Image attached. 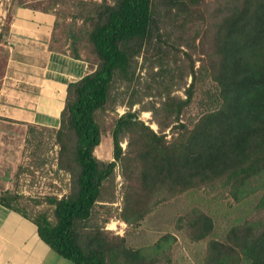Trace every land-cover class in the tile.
Wrapping results in <instances>:
<instances>
[{
    "label": "trees",
    "instance_id": "1",
    "mask_svg": "<svg viewBox=\"0 0 264 264\" xmlns=\"http://www.w3.org/2000/svg\"><path fill=\"white\" fill-rule=\"evenodd\" d=\"M78 4L81 22L69 35L67 52L86 61L89 72L68 83L57 129L28 127L29 137L38 138V130L53 134L56 169L68 175L67 192L46 197L51 218H32L39 237L73 264H156L143 249L128 247L124 236L89 225L97 207L114 201L117 168L123 181L118 219L130 227L160 202L194 189L228 192L234 200L259 192L256 207L264 209V0ZM181 48L184 57L171 66L169 57ZM192 54L200 56L197 71ZM139 65L151 80L144 95L154 97L142 110L151 113L158 131L126 111L111 130L112 160H99V114L117 84L134 91ZM200 71L214 83L212 106L182 122ZM177 73L191 77L184 98L173 94ZM0 204L25 213L10 189L0 194ZM182 219L191 241L207 239L203 264H264V218L234 224L222 239L209 238L214 224L201 210Z\"/></svg>",
    "mask_w": 264,
    "mask_h": 264
},
{
    "label": "rangeland",
    "instance_id": "2",
    "mask_svg": "<svg viewBox=\"0 0 264 264\" xmlns=\"http://www.w3.org/2000/svg\"><path fill=\"white\" fill-rule=\"evenodd\" d=\"M101 0H0V70L5 61L7 43L5 41L7 29L12 15L17 8H28L43 12L48 10L54 17L52 48L58 51H67L70 45L69 35L76 31L80 24L77 16L78 2ZM112 1V0H107ZM178 51L176 57H169V63L176 60L177 64L184 57ZM200 56L192 54L194 70L200 68ZM141 63V59H139ZM182 66L184 72L185 63ZM155 68L153 71H156ZM136 75L139 78L135 82L134 91L132 87L126 88L117 84L113 91L114 99L108 109L99 114L102 125L101 142L94 150V155L102 161L112 160L111 130L115 119L126 111L136 112L145 125L158 131L153 116L149 111L142 110L153 96L144 95L146 85L151 83L147 76L146 68L140 65ZM173 94L184 98V89L191 83L188 75L176 74L174 78ZM153 84V83H152ZM214 83L201 71L197 72L194 83L193 98L189 106L181 116L182 122L193 119L212 106L211 97L214 96ZM134 104L129 105L130 101ZM41 133L32 135L26 143L20 171L13 180L10 190L17 197V206L25 211L27 215L34 218L39 213H46L51 218L52 207L47 203L46 197L51 195L60 196L65 194L68 188V175L56 169V156L58 147L55 144L53 134L47 130H38ZM169 137V129L165 131ZM122 148L126 149L125 139L121 142ZM123 181L116 170L115 190L113 203L105 204L104 208L98 209L90 219L89 225L103 226L114 234L124 236L127 246L133 249H143L148 257H156V264H203L205 246L207 239L202 241H191L188 237L182 219L189 210L197 208L207 214L213 221L214 229L209 238L222 239L230 226L244 221H256L264 218V209L256 207L259 192L247 195L242 193L234 200L228 192L209 189H194L182 195L160 202L144 218L137 227H130L118 219L119 210L122 206ZM96 209V210H97ZM103 220L104 224L102 223ZM162 239V240H161ZM157 242L159 245L153 247Z\"/></svg>",
    "mask_w": 264,
    "mask_h": 264
},
{
    "label": "crops",
    "instance_id": "3",
    "mask_svg": "<svg viewBox=\"0 0 264 264\" xmlns=\"http://www.w3.org/2000/svg\"><path fill=\"white\" fill-rule=\"evenodd\" d=\"M51 13L17 8L7 29L0 70V194L20 167L28 127L57 129L68 83L89 72L88 63L50 48ZM0 264H73L38 235L29 215L0 204Z\"/></svg>",
    "mask_w": 264,
    "mask_h": 264
},
{
    "label": "bare ground",
    "instance_id": "4",
    "mask_svg": "<svg viewBox=\"0 0 264 264\" xmlns=\"http://www.w3.org/2000/svg\"><path fill=\"white\" fill-rule=\"evenodd\" d=\"M59 200V199H58Z\"/></svg>",
    "mask_w": 264,
    "mask_h": 264
}]
</instances>
